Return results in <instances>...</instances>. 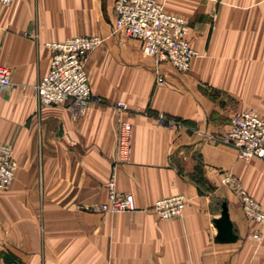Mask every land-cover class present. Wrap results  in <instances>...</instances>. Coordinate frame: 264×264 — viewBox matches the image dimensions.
I'll list each match as a JSON object with an SVG mask.
<instances>
[{
	"label": "crops",
	"instance_id": "0c3cea01",
	"mask_svg": "<svg viewBox=\"0 0 264 264\" xmlns=\"http://www.w3.org/2000/svg\"><path fill=\"white\" fill-rule=\"evenodd\" d=\"M186 18L198 51L190 71L160 63L114 31L115 0H22L0 7V144L12 145L17 171L0 191V264H264L263 227L243 213L222 179L231 175L264 210V159H238L222 142L233 116L264 118V0H157ZM98 36L86 62L93 92L84 113L39 105L36 85L49 72L47 42ZM124 102L127 110L115 108ZM164 115L177 123L161 121ZM122 121L132 124L129 162L117 187L135 212L100 209ZM182 195L180 217L151 210ZM226 202L238 241L215 242Z\"/></svg>",
	"mask_w": 264,
	"mask_h": 264
},
{
	"label": "built area",
	"instance_id": "2783aa9c",
	"mask_svg": "<svg viewBox=\"0 0 264 264\" xmlns=\"http://www.w3.org/2000/svg\"><path fill=\"white\" fill-rule=\"evenodd\" d=\"M22 0H0V7L11 6ZM114 31L123 32L128 38L141 44L144 55L156 60V85H163L164 75L160 72V63L168 62L181 73L190 71L192 62L199 56L191 45L188 36L189 22L186 18L168 12L157 0H115ZM103 43L98 36H75L60 42H47L51 51L49 72L36 85L39 105H67L84 113L92 101L86 62L89 55ZM11 70L0 65V89L12 86ZM115 108L128 109L124 102H117ZM162 122L173 128L177 123L164 115ZM222 142L237 151L238 159L248 161L254 158L264 159V118L254 110L236 113ZM132 147V124L122 121L116 141V158L107 182L108 203L100 209L110 212H135L138 210L135 198L130 193H122L117 187V170L129 162ZM17 165L12 145L0 144V191L7 190L14 181ZM241 201L244 215L252 222L263 227L250 235L260 242L264 238V210L231 175L222 179ZM186 205L182 195L158 200L151 210L160 219L168 220L180 217Z\"/></svg>",
	"mask_w": 264,
	"mask_h": 264
},
{
	"label": "water",
	"instance_id": "95a60500",
	"mask_svg": "<svg viewBox=\"0 0 264 264\" xmlns=\"http://www.w3.org/2000/svg\"><path fill=\"white\" fill-rule=\"evenodd\" d=\"M214 226L217 229L216 243L229 244L238 241L233 224L230 220L228 205L226 202L221 204L220 217L214 220Z\"/></svg>",
	"mask_w": 264,
	"mask_h": 264
}]
</instances>
